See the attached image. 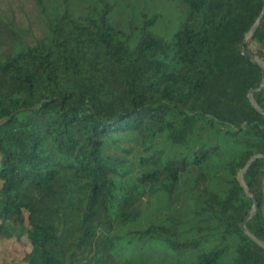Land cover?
I'll return each mask as SVG.
<instances>
[{
  "label": "trees",
  "instance_id": "obj_1",
  "mask_svg": "<svg viewBox=\"0 0 264 264\" xmlns=\"http://www.w3.org/2000/svg\"><path fill=\"white\" fill-rule=\"evenodd\" d=\"M0 25V239L27 264H264V0ZM3 28V29H2ZM3 36V37H2ZM169 36V38H168ZM248 190V191H247ZM0 264H9L1 262Z\"/></svg>",
  "mask_w": 264,
  "mask_h": 264
},
{
  "label": "rangeland",
  "instance_id": "obj_2",
  "mask_svg": "<svg viewBox=\"0 0 264 264\" xmlns=\"http://www.w3.org/2000/svg\"><path fill=\"white\" fill-rule=\"evenodd\" d=\"M107 1L114 5L111 17L123 22L127 30L140 26L143 14L148 17L156 16L157 28L165 32L166 36L167 33H173L181 22V17L173 10V5L164 0ZM65 2L76 16L101 9L100 0H0V25H12L21 33L25 43H34L46 33L48 19L66 9ZM0 35L4 36L3 32ZM28 251L29 246L24 241L0 239L1 262L27 264L24 258Z\"/></svg>",
  "mask_w": 264,
  "mask_h": 264
},
{
  "label": "water",
  "instance_id": "obj_3",
  "mask_svg": "<svg viewBox=\"0 0 264 264\" xmlns=\"http://www.w3.org/2000/svg\"><path fill=\"white\" fill-rule=\"evenodd\" d=\"M263 16H264V7H263V10H262L260 16L258 17V19H257V21H256V23H255V25L252 27L251 31H250L249 34L247 35L246 40L249 39V38L252 36V34L256 31V29L258 28L260 22L262 21ZM245 43H246V41L244 42V44H243V46H242V51H243L244 53L248 54L249 56L253 57V58L259 63V65L264 69V62H262L261 60H259V58H258L257 56H255L252 52L246 50L245 47H244ZM261 89H264V85L260 86V88H258L257 90H261ZM254 91H255V90H253V91H251V92L249 93V95H248L249 100H250L252 106H253L256 110H258L260 113H263V114H264V112H263L262 109L259 107V105L257 104V102L254 100V97H253V92H254ZM262 157L264 158V156H262V155H255V156H253V157L248 161V163L246 164L245 168H244L243 171L241 172V175H240V182H241V184H242L244 187H245V185L243 184V179H244V175H245L246 171L249 169V167L252 165V163H253L255 160H257V159H259V158H262ZM247 191H248V190H247ZM257 207H258V204H257L256 201H254V206H253L251 212L249 213L248 217L246 218L245 222L241 225V229H242V230H243V231H244L249 237H251L252 239H254V240H255L260 246H263V247H264V244L261 243L260 241H258L257 239H255L253 236H251V234L248 232V230H247V228H246V223H247V221L250 220V219L252 218V216L255 214V212H256V210H257Z\"/></svg>",
  "mask_w": 264,
  "mask_h": 264
}]
</instances>
